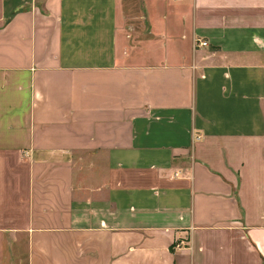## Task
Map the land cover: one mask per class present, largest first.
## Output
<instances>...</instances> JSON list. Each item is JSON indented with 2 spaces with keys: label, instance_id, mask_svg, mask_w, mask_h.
Wrapping results in <instances>:
<instances>
[{
  "label": "crops",
  "instance_id": "crops-1",
  "mask_svg": "<svg viewBox=\"0 0 264 264\" xmlns=\"http://www.w3.org/2000/svg\"><path fill=\"white\" fill-rule=\"evenodd\" d=\"M44 1L0 0V264H264V0Z\"/></svg>",
  "mask_w": 264,
  "mask_h": 264
},
{
  "label": "rangeland",
  "instance_id": "rangeland-1",
  "mask_svg": "<svg viewBox=\"0 0 264 264\" xmlns=\"http://www.w3.org/2000/svg\"><path fill=\"white\" fill-rule=\"evenodd\" d=\"M38 3L43 7L45 1L38 0ZM118 3L121 34L131 41L143 37L149 28L145 0H118Z\"/></svg>",
  "mask_w": 264,
  "mask_h": 264
},
{
  "label": "built area",
  "instance_id": "built-area-1",
  "mask_svg": "<svg viewBox=\"0 0 264 264\" xmlns=\"http://www.w3.org/2000/svg\"><path fill=\"white\" fill-rule=\"evenodd\" d=\"M197 44H198V46H206L208 44V42L205 40L198 39Z\"/></svg>",
  "mask_w": 264,
  "mask_h": 264
}]
</instances>
